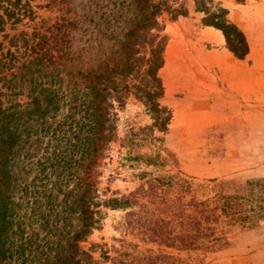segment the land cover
<instances>
[{"label":"trees","instance_id":"16d2710c","mask_svg":"<svg viewBox=\"0 0 264 264\" xmlns=\"http://www.w3.org/2000/svg\"><path fill=\"white\" fill-rule=\"evenodd\" d=\"M31 1L0 0L3 39L8 37L7 24L36 19ZM55 4L59 14L52 23L11 35L4 50L0 41V264H98L78 243L99 221L91 208L96 184L90 178L96 160L116 139L115 104L133 90L155 125L162 127L167 119L157 100L162 93L157 70L164 38L157 17L169 8L165 1L45 3ZM236 32L244 48L243 35ZM148 130L137 129L127 140L146 136ZM177 180L174 198L162 191L165 183L158 177L122 199L124 208L137 207L119 223L125 234L168 240L154 208L159 203L175 206L172 216L184 221L217 217V199L214 206L208 200H187L186 182ZM222 199L219 208L228 214L233 203ZM197 224L194 233L185 225L187 233L175 235L171 242L194 245L205 236ZM112 250V256L102 253L111 264H158L162 258L137 250L127 239Z\"/></svg>","mask_w":264,"mask_h":264},{"label":"rangeland","instance_id":"374dc122","mask_svg":"<svg viewBox=\"0 0 264 264\" xmlns=\"http://www.w3.org/2000/svg\"><path fill=\"white\" fill-rule=\"evenodd\" d=\"M154 1L169 6L157 17L164 36L157 70L162 93L157 100L167 119L162 127L155 125L133 90L115 104L116 139L96 160L90 178L96 184L91 208L99 221L78 245L98 264H111L102 253L114 255L112 249L119 248L122 239L139 251L162 256L158 264H264V0ZM45 3L31 1L33 22L5 26L8 37L0 34L3 50L11 35L52 23L59 14L57 5ZM145 127L146 136L127 140ZM158 177L170 198L179 189L178 178L186 182L187 200H208L214 206L217 199L220 207L227 197L233 208H226L225 214L217 207V217L206 221H184L172 216L175 206L159 203L154 208L168 240L125 234L119 223L137 207L124 208L122 199ZM198 222L205 236L194 245L171 242L187 233L185 225L194 233Z\"/></svg>","mask_w":264,"mask_h":264}]
</instances>
